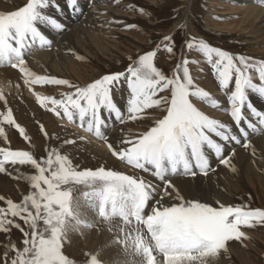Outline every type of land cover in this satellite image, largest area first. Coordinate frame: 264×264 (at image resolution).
<instances>
[{"label":"snow or ice","instance_id":"1","mask_svg":"<svg viewBox=\"0 0 264 264\" xmlns=\"http://www.w3.org/2000/svg\"><path fill=\"white\" fill-rule=\"evenodd\" d=\"M258 2L264 5V0ZM65 3L74 15L82 11L78 0H65ZM130 7L146 13L145 9ZM50 8L58 14L63 11L59 0H27L16 10L0 11V66L18 70L29 88L53 85L71 89L61 93L59 99L34 94L41 107L69 122H78L105 142L113 158L150 175L156 182L103 165L80 169L68 154L51 146L43 157H37L33 151L12 149L5 126L14 127L29 143L31 138L16 121L0 90V101L5 105L0 110V139L6 143L0 146V174H9L7 166L10 165L15 178L29 185V191L19 202L0 195V233L9 240L13 228L22 234L19 247L15 243L3 245L6 249L3 264H103L99 252H85L81 262L66 252V245L71 243L70 231L95 227L80 212L79 199L74 195L78 186H83L81 196L88 208L109 225L110 232L112 221L119 219L120 235L113 242L122 245L125 252L140 257L139 264H208L210 257L227 252L229 242L249 238L243 228L264 226L262 208L225 205L219 200L213 206L198 198L186 197L172 181L177 174L207 175L213 170L209 152L219 164L235 171L231 163L235 153L226 150L228 142L256 154L248 139L249 130L264 133V111L257 109L249 96L252 93L264 97V58L232 54L195 36L185 39L186 49L196 50L207 58L214 78L226 90L229 107L225 111L232 121L228 124L198 106L205 104L220 109L221 102L195 82L190 60L184 58L183 52L168 72L156 65L161 50L175 57L176 43L172 35L164 36L152 50L135 58L129 56L125 71L103 74L83 86L33 71L26 55L34 47L50 48L53 43L42 27L59 32L66 30V25L48 11ZM125 27L138 26L127 24ZM181 30L186 31V24ZM252 71L258 74L259 83L254 82ZM122 87L127 89V94L121 106L115 94ZM245 110L254 119L245 116ZM109 118L121 125L144 120L149 124L138 133L121 129V136L110 141L102 131ZM39 127L48 137L44 126ZM25 167L31 173L25 174ZM166 197L174 202L164 204Z\"/></svg>","mask_w":264,"mask_h":264},{"label":"rangeland","instance_id":"2","mask_svg":"<svg viewBox=\"0 0 264 264\" xmlns=\"http://www.w3.org/2000/svg\"><path fill=\"white\" fill-rule=\"evenodd\" d=\"M26 2L27 0H0V11L16 10ZM59 4L63 10L61 13L58 14L54 8H50L48 11L66 25V30L59 32L47 26L42 27V31L48 37L50 35L54 36L52 39L49 38L53 43L50 48H39L34 53L37 55L43 52L50 53L48 55L49 60L44 61V66H42L39 61L32 60L33 55H26L25 58L30 67L31 64H34L35 69L33 71L38 74L47 73L57 78L68 79L82 86L103 74L125 71L129 64V56L135 58L140 53L154 49L156 42L168 35H172L176 43V55L173 57L161 50L155 60L156 65L168 72L180 60L183 52L184 58L190 60V72L196 78L195 82L207 90L214 98L219 92L226 94V91L220 88L218 80L214 78L213 69L207 62V58L196 50L186 49L184 41L187 37L203 38L212 46L227 50L232 54L264 58V29L255 19L256 14L258 15L259 13L258 11L264 10V5H261L258 0H252L249 3L238 0H119V2H116V0H85V8L81 9L82 11L72 22V18L66 19L63 17L65 14L68 17L74 15L67 7L65 0H59ZM130 6H135L137 9H145L146 13L142 14L138 10H133ZM110 21L112 23H109ZM127 24H135L138 27L126 29L125 25ZM185 24L186 31H182L181 26ZM70 29L73 34L67 37ZM77 56H82L84 59H78ZM250 74L253 76L254 82H260L255 71ZM0 79L8 81L11 85L8 90L1 88L0 90H3L8 101L7 107H11L16 121L25 128L31 138V143H29L20 136L14 127L5 126L12 149L33 151L37 157H43L47 148L51 146L59 149L62 154H68L73 164L80 169H95L103 165L106 168L119 170L127 174L143 175L146 179L153 178L113 158L109 150L100 151L97 147L98 142L91 140V136L85 133L86 130L83 127L84 130L63 123L60 117H57L47 108L41 107L34 94L38 92L43 95L55 96L59 99L61 93L71 91V89L66 86L53 85H35L29 88L24 84L22 74L10 66H0ZM126 94L127 89L125 87H122L115 94V100L119 105L122 106L124 104ZM249 98L257 109L263 107L264 97L250 93ZM198 106L206 114L220 119L216 116L217 111L213 108L205 104ZM51 107L52 105L49 104L48 108ZM4 109L5 105L0 101V110ZM154 114L159 115V113ZM226 116L228 119L225 123L232 124L230 114L227 113ZM61 119L67 120V118ZM110 120L115 122L113 127L116 131H112L108 137L113 134L114 141L121 136V129L125 131L131 129L132 132L138 133L144 131L149 124L148 120L128 122L125 125L119 124L114 118H109ZM41 124L48 133V137H45L40 131L39 125ZM233 130L235 131L234 125ZM250 132L251 130H249L248 139L254 145ZM257 132L259 133V131ZM97 139L105 144L103 140ZM65 140H72L75 143L65 144ZM0 146H6L2 139H0ZM229 151L235 153L234 157H232L234 169L238 166L233 160L236 159L235 157L239 152L244 154L248 163L247 170L244 169V172L240 170L239 174L238 169L230 172L231 168L229 169V167L216 162L212 165L213 170L209 171L207 175L199 173L194 177L183 175V177H193L195 179L197 176H202L211 178L213 181L217 180L219 184H223L224 190H221L223 195L221 197L218 196L219 190L214 189L215 191H212V193L206 190L205 193L202 191L193 194V196L188 194H185V196L198 198L212 203L213 206H216L214 202L219 200L225 205L247 204L252 208L259 207L264 209V179L260 180L261 182L254 183V185L249 181L251 174L248 169L255 158L251 149L231 142ZM7 167L9 174H0V195L19 202L22 195L29 191V185L23 180L16 179V174L12 167L10 165ZM31 171L27 167L23 169L25 174L31 173ZM153 180L155 179L153 178ZM200 182L203 183L199 181L196 182V185L200 184ZM83 190V186H78L74 193L79 199L80 208L87 205L81 196ZM173 202L170 200L166 204ZM96 218L93 230L98 235L102 234V241H105L106 248L113 247L116 250L115 256L112 255L110 258L115 257L117 262L123 260L122 264L136 263L134 261L135 258L138 262L140 257L132 255L130 251L125 252L122 245L113 242L120 235L118 231L119 219L116 218L112 221V231L110 232L108 230L109 225L98 217ZM89 230H92V228ZM242 230L246 231V235L249 238L244 239L242 242H229L227 252L222 251L218 257H212L216 264H264V226L258 225L254 228H243ZM21 238L22 234L15 228L11 231L10 240L6 238L5 234L0 233V264H3L2 257L6 250L3 245L15 243L19 247ZM78 239L76 242L66 245V252L70 257L81 262L84 259L83 254L85 252L93 253L90 250H95V247L99 248V245L98 241H94L92 244L93 248L89 249L82 236L78 237ZM11 254L9 252V255ZM100 256L99 253V258ZM101 257L103 264H107V259H105L103 254Z\"/></svg>","mask_w":264,"mask_h":264},{"label":"bare ground","instance_id":"3","mask_svg":"<svg viewBox=\"0 0 264 264\" xmlns=\"http://www.w3.org/2000/svg\"><path fill=\"white\" fill-rule=\"evenodd\" d=\"M238 1H247L248 3L251 2L252 0H238ZM78 3L80 5V8L82 9L83 7L85 8V0H78ZM262 10V9H261ZM96 12V11H95ZM259 12V13H258ZM258 15L256 14V21L259 22L262 26V28L264 29V10L262 11H258ZM78 15V14H77ZM77 15H73L71 17H68V15L65 14V16H63L64 18H72L71 19V22L75 20V17ZM59 19V18H58ZM91 21V20H90ZM64 22V21H63ZM69 26V25H68ZM71 27V26H69ZM74 32V31H73ZM72 30L70 29L69 32H68V36L72 35ZM75 34V33H74ZM74 36V35H73ZM77 36V35H76ZM54 36L50 35L49 38H53ZM64 38V37H63ZM91 39V38H90ZM73 40V39H72ZM92 40V39H91ZM82 41V40H81ZM80 46V45H79ZM58 47V46H57ZM38 47H34L33 50L31 51L30 54L28 55H33L32 57V60L35 59L36 61H39V63L44 66V61H48L49 60V54L50 53H41L39 55L37 54H34L35 53V50H39V48L37 49ZM65 48V47H64ZM66 61V60H65ZM52 62V61H51ZM67 62V61H66ZM31 68L32 70L35 69L34 67V64H31ZM40 71V70H39ZM61 71V70H60ZM2 78V77H1ZM0 88L3 89V90H8L11 88V85L9 84L8 81L4 80V79H0ZM226 91V90H225ZM226 94L223 92H219L218 95L216 96V99H218L220 102H221V108L220 109H214L215 111H217L216 113V116L220 118L221 121L225 122L228 117L226 116V114L228 112L225 111L226 108H228V103H227V100H226ZM255 97V96H254ZM261 104V103H260ZM261 111H264V105L261 109H259ZM244 115L245 116H248L249 119H254L252 118L251 116H249V113L247 111L244 112ZM60 120L63 122V123H67L69 126L71 127H79L81 129H83L82 127L79 126L78 122H69L67 120H63L60 118ZM61 123V124H63ZM115 125V122L113 120H110L107 127L105 128H102V131L106 132L107 135H110V133L112 131H116L115 128L113 127ZM85 129V128H84ZM83 129V130H84ZM117 129V128H116ZM85 133L88 135V136H91V140H93L94 142H98L97 144V147L100 151H105V150H108L106 147V144L102 143L101 141H99L92 133H89V132H86ZM251 133V138L253 143H254V147L256 149V154L254 155V159H253V164L249 166V171H250V174L251 176L249 177V181L254 185V183L256 182H261L260 180L264 179V133H261V132H255L253 133L252 131L250 132ZM258 133L257 135H254ZM121 135V134H120ZM87 136V137H88ZM110 137V141H114V136L113 134ZM108 137V138H109ZM230 143L231 142H228L227 145H226V150L229 151V146H230ZM242 147V146H241ZM232 149V148H231ZM241 149V148H239ZM236 151V150H235ZM240 151V150H239ZM209 157H210V163L211 165L215 164L217 161V159L215 158L214 154L209 152ZM234 157V156H233ZM251 157V155H250ZM236 159L233 160V162H235V164L238 166H236L237 168L235 169H238V174L240 173V170L243 171L244 169L247 170V166H248V163L246 162V159H245V156L242 152H239V154L235 157ZM249 158V157H248ZM253 158V157H252ZM232 163V162H231ZM250 163V162H249ZM230 169V168H229ZM223 172V171H222ZM230 172H233L232 169H230ZM244 172V171H243ZM248 172V171H246ZM219 174V173H218ZM248 175V174H247ZM179 176V177H177ZM210 177V176H209ZM173 178V183L181 190V192L185 195V194H188L189 196H193V194L197 193V192H202L204 191V193L206 192V190H208L209 193H212V191H215L214 189H217L219 190V194L218 196H222L223 195V191L221 190H224L223 189V184H219L218 181H213V179L211 178H204V177H199L197 176V178H193V177H183L182 174H177L175 176L172 177ZM177 178V179H176ZM231 178V177H230ZM234 178V177H233ZM225 179V178H224ZM149 180H153V178H149ZM199 181H202L203 183L200 182V184L196 185V182H199ZM235 181V180H234ZM153 182L155 183L156 181L153 180ZM228 183V182H227ZM263 183V182H262ZM258 184V183H257ZM261 184V183H260ZM257 187V186H256ZM249 188V187H248ZM251 188V187H250ZM259 189V188H258ZM251 190V189H250ZM259 192V191H258ZM264 192V191H263ZM196 196V195H195ZM225 197V196H224ZM195 198V197H194ZM223 199V198H222ZM225 199V198H224ZM170 198H166L164 200V204L166 203H169L170 202ZM80 212L82 213V216L86 219H88L89 221L91 222H96V215L94 213L93 210H91L90 208H88L87 205H85L84 207L80 208ZM246 232V231H245ZM105 233V232H103ZM248 233V232H247ZM253 233V232H252ZM83 237L84 239V242L85 244L87 245V247L89 249L93 248L92 247V244L94 243V241H98V245H99V248L95 247V250H90V251H93V253H97L99 252L100 255L105 257V259H107V264H122V261L121 262H117V260H115V257L113 258H110L112 255H114L115 253V248L113 247H108L106 248L107 246L105 245V241H102V234L98 235L97 232H95V230H89V229H86V228H80L79 232H74V231H70L69 232V240L71 242H76L78 239V237ZM100 236V237H99ZM107 236V235H106ZM106 236H104L106 238ZM81 239V238H80ZM107 241V240H106ZM104 246H103V244ZM259 244V243H258ZM110 249V250H109ZM100 256V258H102ZM115 256V255H114ZM110 258V259H108ZM104 259V258H103ZM130 259V258H129ZM121 260V259H119ZM140 260V258H139ZM139 260L137 262L136 258L134 261H136L135 264H139ZM126 262V261H124ZM218 262V261H217ZM209 264H216V262L214 261V258H209V261H208ZM133 264V262H132ZM218 264V263H217ZM220 264V263H219Z\"/></svg>","mask_w":264,"mask_h":264}]
</instances>
